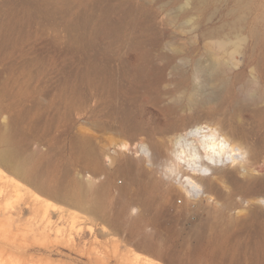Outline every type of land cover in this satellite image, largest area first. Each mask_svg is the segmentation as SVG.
I'll use <instances>...</instances> for the list:
<instances>
[{
  "label": "rangeland",
  "instance_id": "1",
  "mask_svg": "<svg viewBox=\"0 0 264 264\" xmlns=\"http://www.w3.org/2000/svg\"><path fill=\"white\" fill-rule=\"evenodd\" d=\"M192 115L255 144L213 199L189 201L163 165L138 161L145 186L112 164L165 150ZM262 168L264 0H0V264H121L36 235L27 210L7 220L32 193L153 264H264Z\"/></svg>",
  "mask_w": 264,
  "mask_h": 264
},
{
  "label": "bare ground",
  "instance_id": "2",
  "mask_svg": "<svg viewBox=\"0 0 264 264\" xmlns=\"http://www.w3.org/2000/svg\"><path fill=\"white\" fill-rule=\"evenodd\" d=\"M190 118L192 119L170 128L165 150L157 141L150 144L142 142L140 148L143 155L138 159L130 157L125 160L119 156H112V164H115L119 170L127 171L133 179L141 178L145 186L151 184L152 180L148 177L149 173L147 174L145 171H143L145 178L141 177L142 174L137 167L138 161L143 160L150 164L163 165L166 175L178 179L180 193L186 194L189 201L194 202L197 198L213 199L214 193L217 191L216 181H231L235 177V169H245L255 154V144L249 143L236 132L226 131L222 124H212L204 120L202 116L192 115ZM128 145V141L123 143L124 147H128ZM15 156L16 150L12 148L3 153V158L6 160H12ZM21 162L23 161L21 160ZM26 168L23 162L19 164L17 171L26 175L28 170ZM252 181L258 183L261 192L257 208L263 207L264 168L258 170V174ZM105 183H97L98 185L94 183L96 187L92 188L98 189ZM121 189L124 195L126 186ZM7 193L8 191L5 190L4 194ZM18 200L14 209L7 208L6 210H9L4 211L5 217H7L6 215L13 216L14 221L18 222L17 217H23L21 214L27 210L32 216L31 220L27 222H31V230L36 235L71 241L84 247L86 251L91 250L93 255H97V258H102L107 263L115 258L121 264H153L147 259L133 257L129 255V252L127 254L121 245L109 238L108 240L98 239L91 228L77 224V220L69 208L52 204L35 193L19 197ZM138 203L141 206H138L139 212L133 219L140 217L145 210L146 199L141 195L133 199L130 207L132 208L134 204ZM3 210L5 209L3 208ZM2 211L0 210V212ZM7 220H9L8 217ZM59 225L62 227H58Z\"/></svg>",
  "mask_w": 264,
  "mask_h": 264
},
{
  "label": "clouds",
  "instance_id": "3",
  "mask_svg": "<svg viewBox=\"0 0 264 264\" xmlns=\"http://www.w3.org/2000/svg\"><path fill=\"white\" fill-rule=\"evenodd\" d=\"M193 19H195V18L193 17ZM189 23H191V20L189 21Z\"/></svg>",
  "mask_w": 264,
  "mask_h": 264
}]
</instances>
